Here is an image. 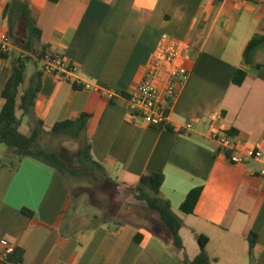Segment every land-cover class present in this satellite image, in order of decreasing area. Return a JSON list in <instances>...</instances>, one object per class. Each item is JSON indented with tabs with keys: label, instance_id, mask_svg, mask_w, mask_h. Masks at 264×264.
<instances>
[{
	"label": "crops",
	"instance_id": "crops-1",
	"mask_svg": "<svg viewBox=\"0 0 264 264\" xmlns=\"http://www.w3.org/2000/svg\"><path fill=\"white\" fill-rule=\"evenodd\" d=\"M9 1L0 0V28L5 30L3 12ZM24 1L30 3L42 31V44L74 67L65 80L45 73L42 60L32 57L35 69L29 74L28 63L26 81L35 72L42 73L35 117L49 130L88 114L92 155L117 182L134 186L144 174L164 175L161 193L184 221L180 236L189 260L199 254L198 237L204 236L215 263L221 256L234 262L232 254L238 253L243 264H264V177L259 175L264 158L231 164L209 139L213 131L234 130L241 148L264 146V66L243 65L248 42L256 34L264 35V0ZM163 35L188 45L191 56L190 79L169 114L172 129L148 126L131 114L127 101ZM12 43L7 59L0 53V110L11 75L9 63L23 53L16 39ZM238 69L248 74L240 86L233 83ZM166 80L163 72L159 86L164 87ZM74 81L91 88L75 89ZM109 93L115 95L114 101ZM31 123L23 118L22 133L29 134ZM11 162L3 150L0 250L22 249V264H182L183 252L129 222L91 229L71 212L69 225L76 232L62 235L63 212L71 197L67 179L33 158L15 167ZM195 188H202L201 196L193 214H186L181 206ZM138 233L141 243L134 241ZM251 233L257 235L253 263ZM212 244L218 253L210 251Z\"/></svg>",
	"mask_w": 264,
	"mask_h": 264
},
{
	"label": "trees",
	"instance_id": "trees-1",
	"mask_svg": "<svg viewBox=\"0 0 264 264\" xmlns=\"http://www.w3.org/2000/svg\"><path fill=\"white\" fill-rule=\"evenodd\" d=\"M50 1L56 3L59 0ZM223 1L215 0L216 3ZM3 18L7 22L8 33L12 41L20 34L22 37L19 44L20 48L28 55L13 58L9 63L11 75L2 93L4 105L0 110V144L6 146L8 156L12 159V167L18 166L25 158H33L54 168L67 179L70 185L71 197L67 208L63 212L64 217L60 233L64 236H73L76 232V228L74 229L69 225V220L71 212L74 210L72 202L78 187L94 185L102 188H113L118 192L122 186H125L130 193L135 194L145 204L144 208L157 216V218L151 216L143 218L134 212L130 215L141 219L142 223L127 222L136 224L137 228L145 229L152 235L161 238L174 249L183 252L182 264H211L212 260L206 251L207 238L204 236L198 237L199 254L192 261L186 255L180 236L184 221L174 212L169 200L163 197L161 193L164 175L153 172L144 174L134 186H126L117 182L109 177L104 166L96 161L92 155V143L87 135L90 118L88 114H81L73 120L58 122L49 130L41 120L35 117V104L41 90L42 73L37 71L30 77L28 82L26 81L27 66L31 61L30 57L35 56L42 60L48 55L52 57L62 56L52 52L49 46L42 44V31L37 25L36 17L28 1L10 0L4 9ZM262 49H264V35L256 34L244 50L243 65L256 69L264 66L263 63L255 61L256 53ZM1 57L7 59L8 54L1 53ZM67 65L68 68H73L71 63H67ZM247 76L245 70L238 69L233 78L234 85H242ZM61 77L69 80L65 74H61ZM73 86L75 89H83L75 81ZM111 101H114V99H111ZM17 111L22 112L21 117H18ZM24 117L32 120L28 135L21 131ZM165 128L172 129L169 124ZM180 131L183 132L184 130L180 129ZM224 133L232 138L236 135L234 130ZM67 142L75 145L74 148L65 146ZM218 151L222 152L220 148ZM227 156L228 153H226ZM201 193L202 188L191 190L182 204L181 210L186 214H193ZM108 205L111 209V204L108 203ZM24 213L33 216L30 211L24 210ZM110 223L109 211H105L102 216H93L90 228L95 229L100 225ZM142 238V234L138 233L134 241L141 243ZM256 238L255 233H251L248 237L252 263V252L256 245ZM22 260L23 250L15 248L13 253L8 256L7 262L22 264Z\"/></svg>",
	"mask_w": 264,
	"mask_h": 264
},
{
	"label": "built area",
	"instance_id": "built-area-1",
	"mask_svg": "<svg viewBox=\"0 0 264 264\" xmlns=\"http://www.w3.org/2000/svg\"><path fill=\"white\" fill-rule=\"evenodd\" d=\"M13 50L12 39L8 30L0 28V53L8 54ZM189 46L180 43L167 35L162 36V42L152 57L148 70L135 88L134 92L127 98L128 107L132 115L140 117L145 124L157 128H165L169 124V114L175 109L180 100L181 94L187 85L192 70L190 68L191 56ZM27 53H22L24 57ZM42 70L51 75L61 77L65 74L68 78L74 72L68 68L64 58L48 55L42 59ZM167 74L164 87L159 86L161 74ZM83 90L91 88L88 83H80ZM114 94L109 93V99H114ZM192 124L188 123L186 129H191ZM209 139L218 145V148L226 155L231 164H242L246 160H260L264 158V146L256 148H241L234 138L226 133L213 131ZM264 177V171L259 173ZM14 249L9 246L0 250V261L7 262L8 256Z\"/></svg>",
	"mask_w": 264,
	"mask_h": 264
},
{
	"label": "rangeland",
	"instance_id": "rangeland-1",
	"mask_svg": "<svg viewBox=\"0 0 264 264\" xmlns=\"http://www.w3.org/2000/svg\"><path fill=\"white\" fill-rule=\"evenodd\" d=\"M22 41V37L20 34L16 37V43L20 44ZM18 54V53H17ZM27 56V55H26ZM33 56V55H32ZM35 57V56H34ZM33 61L32 57H30ZM257 60L259 62H264V49L263 51L258 52ZM29 62V70L28 73L30 74L32 71H34L35 66L33 62ZM27 129L24 127L23 132L26 133ZM65 146H68L70 148H74L75 145H73L70 142L65 143ZM3 150H7L5 145L0 144V157L2 156ZM108 203L111 204V209ZM145 204H143L142 201H140L135 194H132L128 191V188L125 186H122L119 191H115L113 188H102L99 186H80L76 190V194L74 197V200L72 202V208L73 214H75V217H81L86 222V224L92 223V218L94 215L102 216V213L105 211H109L110 214V221L111 225L115 228L118 224L130 221L134 223H142L141 219L135 218L134 216L130 215L131 213L135 214L137 213L139 216L143 218H147L149 216L156 217L157 216L147 210V208H144ZM187 247L189 254L192 255V257H195L193 254L195 253L191 245L187 242ZM210 251L212 253H218V248L216 245H211ZM229 258V255L227 256ZM232 259L234 262L224 258L221 259L219 262L215 263L212 261L211 264H230L232 262L233 264H243L244 258L243 256H238V253L232 254ZM230 261V262H229Z\"/></svg>",
	"mask_w": 264,
	"mask_h": 264
}]
</instances>
